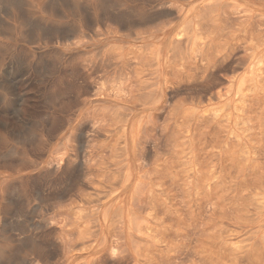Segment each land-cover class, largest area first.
I'll list each match as a JSON object with an SVG mask.
<instances>
[{"label":"rangeland","instance_id":"rangeland-1","mask_svg":"<svg viewBox=\"0 0 264 264\" xmlns=\"http://www.w3.org/2000/svg\"><path fill=\"white\" fill-rule=\"evenodd\" d=\"M0 123V264H264V0H0Z\"/></svg>","mask_w":264,"mask_h":264},{"label":"bare ground","instance_id":"bare-ground-1","mask_svg":"<svg viewBox=\"0 0 264 264\" xmlns=\"http://www.w3.org/2000/svg\"><path fill=\"white\" fill-rule=\"evenodd\" d=\"M53 1V0H52ZM110 1V0H109ZM51 2V1H50ZM62 2V1H61ZM64 2V1H63ZM79 3V2H78ZM110 3V2H109ZM47 4H49V5H51L49 2L47 3ZM46 4V5H47ZM53 4H54V2H53ZM52 4V5H53ZM58 4V3H57ZM62 4V3H61ZM111 4V3H110ZM19 5V4H18ZM64 5V4H63ZM13 6V5H12ZM65 6V5H64ZM113 6V5H112ZM48 7V6H47ZM47 7H45V8H47ZM53 7H54V5H53ZM56 7V6H55ZM55 7H54V9H55ZM106 7H107V5H106ZM108 8V7H107ZM18 10V9H17ZM53 10V9H52ZM102 10V9H101ZM20 11V10H19ZM21 13V12H20ZM127 13V12H126ZM131 14H132V12H131ZM134 15V14H133ZM158 15V14H157ZM162 16H163V14H162ZM133 17V16H132ZM137 17V16H136ZM117 18V17H116ZM150 18V17H149ZM165 18V17H164ZM118 19V18H117ZM17 20H18V17H17ZM86 20V19H85ZM123 20V19H122ZM121 20V21H122ZM151 20V19H150ZM139 21V20H138ZM22 22H23V19H22ZM88 22V21H87ZM123 22V21H122ZM27 22H25V24H26ZM147 23H148V21H147ZM146 23V24H147ZM151 24V23H150ZM38 33V32H37ZM96 69L94 68V71H95ZM96 72V71H95ZM96 74V73H95ZM10 110V109H9ZM9 124V123H8ZM0 125H1V123H0ZM10 125V124H9ZM4 127V126H3ZM9 152V151H8ZM5 154V153H4ZM4 154H3V156H4ZM8 156V155H7ZM1 157V156H0ZM6 157V156H5ZM3 159V158H2ZM6 159V158H5ZM9 159V158H8ZM1 160V159H0ZM33 243H36V242H33ZM36 246H37V244H36ZM10 256V255H9ZM10 259V258H9ZM7 260V259H6ZM11 262V261H10ZM0 263H2V262H0ZM4 263H6V262H4ZM9 264V263H8Z\"/></svg>","mask_w":264,"mask_h":264}]
</instances>
